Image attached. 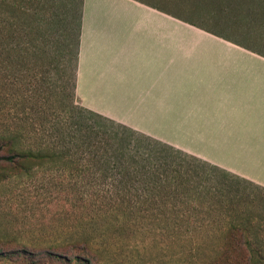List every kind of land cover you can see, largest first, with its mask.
Listing matches in <instances>:
<instances>
[{
	"label": "rangeland",
	"instance_id": "374dc122",
	"mask_svg": "<svg viewBox=\"0 0 264 264\" xmlns=\"http://www.w3.org/2000/svg\"><path fill=\"white\" fill-rule=\"evenodd\" d=\"M141 1L153 4H136V18L146 21L136 22L137 48L153 49L141 61L156 65L152 72L163 69L165 79L200 80L199 86L189 88L196 95L213 94V83L229 78L227 64L264 61L240 50H187L228 46L222 39L264 58V0H136ZM43 3L38 30L30 38L21 26L16 38L0 30V131L18 132L19 147L61 151L58 128L66 119L78 120L69 108V84L82 6L80 0ZM191 24L223 37L216 39ZM149 29L172 30L180 37L149 40ZM157 56H163L159 66ZM245 77L260 79L257 73ZM240 78L238 73L235 79ZM244 97L240 112L251 107ZM74 101L81 106L76 96ZM139 105L150 107L147 102ZM145 114L136 117L137 132L151 131L144 134L197 160L164 152L148 166L147 155L126 161L118 145L95 142L94 149L73 147L60 162L33 165L27 175L0 180V253H12L0 255V264H222L225 255L239 259L246 254L243 239L264 262V181L253 183L213 169L204 159H214L213 150L203 149L211 146L213 134L195 133V118L185 124L190 132L172 133L166 130H179L183 122L178 116L167 119L163 109L153 110L154 117ZM166 121L173 127L167 128ZM3 172L10 170L1 164ZM85 243L92 253L76 260L70 246L86 249Z\"/></svg>",
	"mask_w": 264,
	"mask_h": 264
},
{
	"label": "crops",
	"instance_id": "0c3cea01",
	"mask_svg": "<svg viewBox=\"0 0 264 264\" xmlns=\"http://www.w3.org/2000/svg\"><path fill=\"white\" fill-rule=\"evenodd\" d=\"M136 4L144 7L153 5L136 0H83L75 76V96L80 105L135 131L136 117H146V111L148 117H154L155 109H163L167 119L178 116L183 120L179 130L171 129L166 132L188 133L190 131L184 129L185 124L188 127L189 121L195 118V133L213 134L211 146L203 147L213 150L214 159L204 158L207 162L227 170L236 178L262 183L264 111L261 109L264 104V61L227 64L225 69L228 73L225 75L229 78H218L213 83V94L196 95L189 88L199 86L200 80L192 82L185 79H165L161 76L163 69L152 72L156 65L141 61L143 53L153 49L151 46L142 50L137 48L140 43L136 41V22L140 25L146 21L136 18ZM152 10L178 22L188 23V20L171 17L163 10ZM191 27L216 39L223 37L204 32L199 26L191 24ZM146 34L145 37L149 40L180 37L174 35L172 30L149 29ZM221 41L228 46L213 47L216 51L210 48L187 50L201 54H233L240 50L264 60L249 49L222 39ZM144 43L150 45V41ZM148 55L151 56L149 53ZM157 57L159 66L163 56ZM238 73L241 74L239 80L235 79ZM252 73H257L260 79L245 77ZM244 94L246 104L249 103L254 112L250 108L245 112L238 110ZM136 102H147L150 107L136 106ZM152 104H156V108ZM255 107L260 108L256 110ZM173 125L170 121L165 123L167 128H172ZM198 140L201 142V138ZM248 166L255 169L239 168Z\"/></svg>",
	"mask_w": 264,
	"mask_h": 264
},
{
	"label": "trees",
	"instance_id": "16d2710c",
	"mask_svg": "<svg viewBox=\"0 0 264 264\" xmlns=\"http://www.w3.org/2000/svg\"><path fill=\"white\" fill-rule=\"evenodd\" d=\"M81 1V6L83 0ZM44 5L43 0H0V30H7L9 38H16L17 30L19 26L23 30H27L26 36L35 34L38 30V11H41V7ZM82 10V7H81ZM80 19L81 11L78 20V41H77V52H76V62L72 73V85L69 84V108L77 114V122H73L72 118L66 119L65 123L58 128V138L57 143H59L60 148H26L19 147L20 139L18 137V132L16 135L7 131H0V165L8 166L10 173H0V180H5L11 177H18L22 174H29L31 172V166L35 165L41 168L46 162H56L62 161L69 156L71 150L73 153V147L79 148L87 146L88 150L94 149L95 142L100 143H113L118 145L120 148L122 157L124 160L129 161L131 159L133 162L136 159L147 155L144 159L145 165L151 166L153 158L157 159L156 154L160 153H176L177 156H183L184 158H191L197 160V158L192 157L184 152L175 149L174 147L163 143L157 139H154L148 135L137 132L125 125L117 123L111 119L103 117L97 113L85 109L82 106H76L74 104L75 99V71L77 65V56L79 49V31H80ZM66 22V16L64 23ZM19 35V34H18ZM33 37V36H32ZM30 48L31 46L27 47ZM31 54V53H30ZM79 121V122H78ZM15 133V132H14ZM59 161V162H60ZM199 163L206 164L198 159ZM66 163V161H63ZM127 163V162H126ZM62 164V163H61ZM208 165V164H207ZM212 168V167H211ZM218 167L214 166L213 169ZM224 172V171H223ZM150 175L151 173H145V175ZM234 177L233 175H231ZM236 178V177H234ZM234 230L235 228H230ZM237 231L240 232L238 228ZM243 239V235H241ZM231 237H229V240ZM246 247V254L239 259H234L231 255H225L222 264H264L263 260L259 258L256 252L251 249L248 240L243 239ZM239 243V244H240ZM228 246H234V243L228 241ZM89 244L85 243V247H77L76 245L70 246L68 252H75L74 258L76 260H81L79 256H90L92 252L88 250ZM2 252V251H1ZM52 253H56V248H51ZM10 254H2V256H10ZM91 260V259H88Z\"/></svg>",
	"mask_w": 264,
	"mask_h": 264
}]
</instances>
